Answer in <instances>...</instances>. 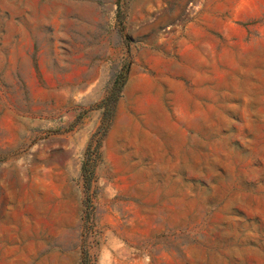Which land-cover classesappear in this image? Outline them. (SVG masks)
Here are the masks:
<instances>
[{"label": "rangeland", "instance_id": "rangeland-1", "mask_svg": "<svg viewBox=\"0 0 264 264\" xmlns=\"http://www.w3.org/2000/svg\"><path fill=\"white\" fill-rule=\"evenodd\" d=\"M0 264H264V0H0Z\"/></svg>", "mask_w": 264, "mask_h": 264}]
</instances>
